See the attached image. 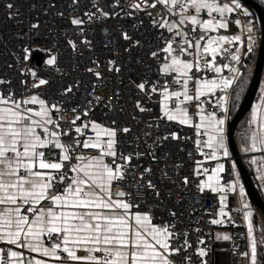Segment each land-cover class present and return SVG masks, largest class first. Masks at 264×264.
<instances>
[{"label": "snow or ice", "instance_id": "snow-or-ice-1", "mask_svg": "<svg viewBox=\"0 0 264 264\" xmlns=\"http://www.w3.org/2000/svg\"><path fill=\"white\" fill-rule=\"evenodd\" d=\"M0 9V264H209L214 227H245L214 239L264 264V213L257 231L230 151L264 37L242 0ZM246 123L239 151L264 184V94Z\"/></svg>", "mask_w": 264, "mask_h": 264}, {"label": "water", "instance_id": "water-1", "mask_svg": "<svg viewBox=\"0 0 264 264\" xmlns=\"http://www.w3.org/2000/svg\"><path fill=\"white\" fill-rule=\"evenodd\" d=\"M242 3L250 8L257 17L259 28L264 25V10L262 6L254 0H242ZM264 70V37L259 36L258 49L256 54V63L254 72L249 84V87L245 93V96L235 114L233 119L229 122V127L232 135V142L230 145V151L232 157L237 164V169L242 180L243 185L245 186V191L251 205L256 209L259 216L264 213V199L260 193L259 188L257 187L253 174L245 166L242 156L239 153L237 143H236V131L237 127L244 118V116L250 112L252 106L255 102L256 95L261 83L262 74Z\"/></svg>", "mask_w": 264, "mask_h": 264}, {"label": "built area", "instance_id": "built-area-1", "mask_svg": "<svg viewBox=\"0 0 264 264\" xmlns=\"http://www.w3.org/2000/svg\"><path fill=\"white\" fill-rule=\"evenodd\" d=\"M23 3V0H21ZM22 10L25 12V15H28L27 12V4H23ZM0 23L4 25V28H7L8 26L12 25V21H4V13L3 10L0 9ZM118 26V25H117ZM43 31V29H42ZM11 34V33H9ZM185 133L189 136H193V130L189 128L184 129ZM232 160L234 158L232 157ZM172 162V158L170 157V163ZM231 161H229V166H230ZM227 175V174H225ZM240 181V180H239ZM241 183V182H240ZM200 204L206 206V207H211L214 203L213 198L211 195L207 196V198L201 199L199 201ZM237 231V232H246L245 227L241 228H232V227H214L212 229L213 232V241H212V251L211 255L209 258V264H234V261L239 260V257H234L233 256V251L234 249L231 247L232 242L228 241H215L214 239V234L216 232H227L231 234L232 232ZM235 243L237 245H240V251H244V245L245 241L242 238L235 239Z\"/></svg>", "mask_w": 264, "mask_h": 264}, {"label": "trees", "instance_id": "trees-1", "mask_svg": "<svg viewBox=\"0 0 264 264\" xmlns=\"http://www.w3.org/2000/svg\"><path fill=\"white\" fill-rule=\"evenodd\" d=\"M258 39V38H257ZM256 53H257V48H256V51L255 53L248 57L247 60H246V64H247V75H246V83L244 84V87H243V91L240 92V97H239V100L236 102V105L235 107L233 108L232 112H231V115H230V118L232 119L235 115V113L237 112V109L247 91V88L249 86V83H250V80H251V77L253 75V71H254V67H255V63H256ZM264 82V70H263V75H262V79H261V83H260V86H259V90L257 92V96H256V99L258 98L259 96V93H260V89H261V86ZM255 99V100H256ZM252 110V109H251ZM251 110L250 112H248L244 118L242 119V121L240 122L238 128H237V134H236V142H237V147H238V150H239V142H240V137H239V133H243L244 130L248 127L246 121L250 118L251 116ZM240 155L242 156L243 158V161H244V164L245 166L249 169L250 172H252V165L249 164V159L247 158V155L241 153L239 151ZM261 193V192H260ZM262 195V193H261ZM254 209V208H253ZM254 212H255V215H256V220H257V223H258V231L259 229L261 228V223H260V217L258 215V213L255 211L254 209Z\"/></svg>", "mask_w": 264, "mask_h": 264}, {"label": "crops", "instance_id": "crops-1", "mask_svg": "<svg viewBox=\"0 0 264 264\" xmlns=\"http://www.w3.org/2000/svg\"><path fill=\"white\" fill-rule=\"evenodd\" d=\"M254 1L257 2V0H254ZM244 6H245V5H244ZM245 7H247V6H245ZM247 8H248V7H247ZM248 9H249V8H248ZM250 11H251V10H250ZM250 19H252V20H254V21L256 22V24H257L256 26H257V28L259 29V23H258L257 18H255L254 16H252V17H250ZM262 85H264V82H263ZM261 87H262V86H261ZM262 94H264V93H262V92H261V89H260L259 96H258V98L256 99V101H255L254 104H258V103H259V99H260V97H261ZM256 155L259 156L258 153H257ZM247 158L250 160V159H251V156H250V155H247ZM252 172H253V176H254L255 183L257 184L258 188L260 189V191H261V193H262V196L264 197V184H261V182H260L259 179H258V174H257V172H256V166H255V165H252Z\"/></svg>", "mask_w": 264, "mask_h": 264}, {"label": "clouds", "instance_id": "clouds-1", "mask_svg": "<svg viewBox=\"0 0 264 264\" xmlns=\"http://www.w3.org/2000/svg\"><path fill=\"white\" fill-rule=\"evenodd\" d=\"M263 8V10H264V6L262 7ZM249 10H251L250 8H249ZM251 12L254 14L253 16L255 17V18H257L256 17V14L251 10ZM257 25V24H256ZM258 42H259V36H258ZM257 49H258V46H257ZM257 54V53H256ZM255 68V67H254ZM254 72V71H253ZM263 75V74H262ZM252 78V77H251ZM251 81V80H250ZM250 84V83H249ZM249 87V86H248ZM248 89V88H247ZM259 90V89H258ZM245 96V95H244ZM257 96V95H256ZM244 98V97H243ZM243 100V99H242ZM256 101V100H255ZM242 102V101H241ZM255 103V102H254ZM241 104V103H240ZM254 105V104H253ZM240 106V105H239ZM239 108V107H238ZM238 110V109H237ZM236 114V113H235ZM235 116V115H234ZM233 119V118H232ZM230 117H229V122L232 120ZM239 126V125H238ZM238 128V127H237ZM236 134H237V131H236ZM237 143V142H236ZM234 158V157H233ZM243 159V158H242ZM235 161V160H234ZM237 172H238V169H237ZM239 173V172H238ZM252 174H253V172H251ZM253 178H254V176H253ZM239 180H240V182L242 183V180L240 179V175H239ZM255 181V180H254ZM243 184V183H242ZM257 185V184H256ZM258 187V186H257ZM260 190V189H259ZM261 192V191H260ZM262 198L264 199V197L262 196ZM249 203H250V201H249ZM251 204V203H250ZM254 208V207H253ZM255 209V208H254ZM255 211H256V209H255ZM257 212V211H256ZM258 213V212H257ZM259 215V214H258ZM260 217V216H259Z\"/></svg>", "mask_w": 264, "mask_h": 264}, {"label": "rangeland", "instance_id": "rangeland-1", "mask_svg": "<svg viewBox=\"0 0 264 264\" xmlns=\"http://www.w3.org/2000/svg\"><path fill=\"white\" fill-rule=\"evenodd\" d=\"M257 2L263 7L264 6V0H257ZM248 201H249V199H248V197H247V194H246V197H245ZM256 227H257V231H258V223L256 224Z\"/></svg>", "mask_w": 264, "mask_h": 264}]
</instances>
